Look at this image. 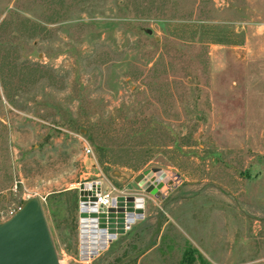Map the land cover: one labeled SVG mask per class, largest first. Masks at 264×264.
I'll list each match as a JSON object with an SVG mask.
<instances>
[{
  "label": "rangeland",
  "instance_id": "1",
  "mask_svg": "<svg viewBox=\"0 0 264 264\" xmlns=\"http://www.w3.org/2000/svg\"><path fill=\"white\" fill-rule=\"evenodd\" d=\"M83 146L89 148L85 153ZM177 174L155 196L134 181ZM142 198L80 253L78 186ZM37 197L58 264H264V0H0V221Z\"/></svg>",
  "mask_w": 264,
  "mask_h": 264
},
{
  "label": "water",
  "instance_id": "2",
  "mask_svg": "<svg viewBox=\"0 0 264 264\" xmlns=\"http://www.w3.org/2000/svg\"><path fill=\"white\" fill-rule=\"evenodd\" d=\"M141 174L135 176L134 181L139 184ZM92 187V183H80L78 196L86 195ZM98 192V185H95ZM123 195H117L111 199V206L105 210H97L96 203L91 197L89 201L78 198V238L79 248L82 254L81 244L85 241L95 243L98 233L103 235L104 226L108 228L107 235L99 241V246H93L83 257L94 256L99 249H103L108 241L118 233H123L134 219L141 218L142 208L131 212L130 205H126L124 212H118L117 218L125 217L124 223L116 225L114 229L115 215L111 212L114 205H118L117 199ZM129 198V197H127ZM142 201V198L138 197ZM129 203V202H127ZM88 216L87 219H83ZM118 220V219H116ZM159 231V221L154 230L148 236L146 244L140 249L120 258L115 264H123L127 260L142 254L152 243L154 236ZM0 264H58L54 247L48 232V228L37 197H27L20 202L13 213L0 221Z\"/></svg>",
  "mask_w": 264,
  "mask_h": 264
},
{
  "label": "built area",
  "instance_id": "3",
  "mask_svg": "<svg viewBox=\"0 0 264 264\" xmlns=\"http://www.w3.org/2000/svg\"><path fill=\"white\" fill-rule=\"evenodd\" d=\"M83 150L85 153L89 152V148L87 146H83ZM138 174H141L139 185L142 188V190L150 194H153L155 196L165 194L167 190L170 188V186L173 183H175V181H177L178 179L177 174L173 173L172 171L161 169L158 167L147 168ZM164 178H166V180H163ZM91 183L93 185V194H94L93 201L96 203L97 210H105L107 207H110L111 199L114 197L111 196L108 192H103L100 189L98 182H91ZM95 185H98V192L95 191L94 188ZM86 195L78 196V198L82 200H86L88 202L89 199L82 198L85 197ZM12 213L13 211L9 214V216Z\"/></svg>",
  "mask_w": 264,
  "mask_h": 264
},
{
  "label": "bare ground",
  "instance_id": "4",
  "mask_svg": "<svg viewBox=\"0 0 264 264\" xmlns=\"http://www.w3.org/2000/svg\"><path fill=\"white\" fill-rule=\"evenodd\" d=\"M163 180H166V178H164ZM88 189V193L85 197H82V198H85V199H90L91 197H94V194H93V188L92 187H87ZM129 197V198H127ZM140 198V197H139ZM117 202L119 203L118 205H114L111 212L115 215V219H114V226L113 228L116 229L118 224H122L124 223V220L126 219L124 216L123 217H120V218H117V213L120 212H124L125 209H126V205H130V208H131V212L134 213L135 210L139 207V208H142V201L141 200H138V197H135V196H124L122 199H117ZM129 202V203H127ZM83 219H87L88 220V216L84 217ZM118 219V220H116ZM107 226L105 225L104 226V232H103V235H100V233H98V235L96 236L95 240L96 242L95 243H89L87 241L83 242L81 244L82 248V256L83 255H86L89 250L93 247V246H99V241L101 239H103L107 233H108V230H107ZM100 250V249H99Z\"/></svg>",
  "mask_w": 264,
  "mask_h": 264
},
{
  "label": "trees",
  "instance_id": "5",
  "mask_svg": "<svg viewBox=\"0 0 264 264\" xmlns=\"http://www.w3.org/2000/svg\"><path fill=\"white\" fill-rule=\"evenodd\" d=\"M196 251L193 248L187 247L182 252L181 262L185 264H190L194 261L195 257L192 255V252ZM196 257L201 261L200 254L196 251ZM123 264H128V261L124 262Z\"/></svg>",
  "mask_w": 264,
  "mask_h": 264
}]
</instances>
